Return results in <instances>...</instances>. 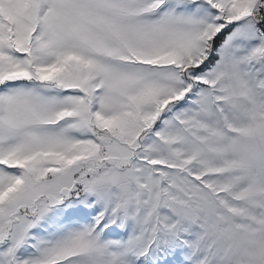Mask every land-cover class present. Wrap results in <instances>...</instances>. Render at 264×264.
<instances>
[{
	"label": "rangeland",
	"instance_id": "374dc122",
	"mask_svg": "<svg viewBox=\"0 0 264 264\" xmlns=\"http://www.w3.org/2000/svg\"><path fill=\"white\" fill-rule=\"evenodd\" d=\"M263 1L0 0V264H264Z\"/></svg>",
	"mask_w": 264,
	"mask_h": 264
},
{
	"label": "trees",
	"instance_id": "16d2710c",
	"mask_svg": "<svg viewBox=\"0 0 264 264\" xmlns=\"http://www.w3.org/2000/svg\"><path fill=\"white\" fill-rule=\"evenodd\" d=\"M261 13L263 15V24H264V1H263V5L261 7ZM228 29H224L222 31H220L213 39H212V48L213 50L216 49V47L219 45L220 41H222L223 37L225 36V34L227 33ZM215 54L212 52V54L210 55V57L208 58V60H206L202 66H199L198 69L199 70H204L208 67H210V65H212L214 58H215ZM114 166L111 167V169L107 170V172H105L104 176L102 177V181L105 182H109L111 179H113L117 173L120 170H116L115 168H113ZM71 169V167H69Z\"/></svg>",
	"mask_w": 264,
	"mask_h": 264
},
{
	"label": "built area",
	"instance_id": "2783aa9c",
	"mask_svg": "<svg viewBox=\"0 0 264 264\" xmlns=\"http://www.w3.org/2000/svg\"><path fill=\"white\" fill-rule=\"evenodd\" d=\"M93 133H94V137L97 138V139L100 138V136L103 135L102 131L99 128H94V132ZM107 153H108V150L106 148H103V149L99 150L98 156L100 158H104L107 155ZM52 179H54L53 172L47 171L45 173V175L41 177V182L42 183H47V182H49Z\"/></svg>",
	"mask_w": 264,
	"mask_h": 264
},
{
	"label": "crops",
	"instance_id": "0c3cea01",
	"mask_svg": "<svg viewBox=\"0 0 264 264\" xmlns=\"http://www.w3.org/2000/svg\"><path fill=\"white\" fill-rule=\"evenodd\" d=\"M7 244H8V242H6V241L3 243V245H5V246H6ZM7 249H8L9 251H12L11 248H8V247H7Z\"/></svg>",
	"mask_w": 264,
	"mask_h": 264
}]
</instances>
